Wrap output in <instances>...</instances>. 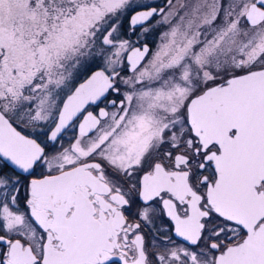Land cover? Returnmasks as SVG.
Masks as SVG:
<instances>
[{
    "label": "snow or ice",
    "instance_id": "1",
    "mask_svg": "<svg viewBox=\"0 0 264 264\" xmlns=\"http://www.w3.org/2000/svg\"><path fill=\"white\" fill-rule=\"evenodd\" d=\"M0 264H264V0H0Z\"/></svg>",
    "mask_w": 264,
    "mask_h": 264
},
{
    "label": "flooded vegetation",
    "instance_id": "2",
    "mask_svg": "<svg viewBox=\"0 0 264 264\" xmlns=\"http://www.w3.org/2000/svg\"><path fill=\"white\" fill-rule=\"evenodd\" d=\"M104 105H101V107H103ZM75 132V129H69L68 132L66 133V139L70 136H72ZM147 240L151 241L152 240V236L151 235H147ZM177 243H181L178 238H177Z\"/></svg>",
    "mask_w": 264,
    "mask_h": 264
},
{
    "label": "rangeland",
    "instance_id": "3",
    "mask_svg": "<svg viewBox=\"0 0 264 264\" xmlns=\"http://www.w3.org/2000/svg\"><path fill=\"white\" fill-rule=\"evenodd\" d=\"M156 2H157V3H160L161 5L163 4V0H156ZM146 40L149 41V42H151L152 45H150V44H149L148 42H146L145 40L142 41V42H146V43H148L150 47H154V46H155V42H154V40H153V38H152L151 36H149Z\"/></svg>",
    "mask_w": 264,
    "mask_h": 264
},
{
    "label": "trees",
    "instance_id": "4",
    "mask_svg": "<svg viewBox=\"0 0 264 264\" xmlns=\"http://www.w3.org/2000/svg\"><path fill=\"white\" fill-rule=\"evenodd\" d=\"M146 42H148L150 45H152V43L151 42H149V41H147V40H145Z\"/></svg>",
    "mask_w": 264,
    "mask_h": 264
}]
</instances>
